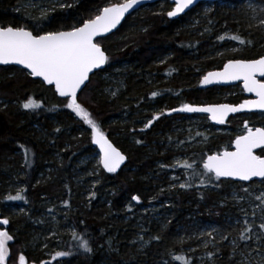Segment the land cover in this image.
<instances>
[{
    "label": "trees",
    "instance_id": "obj_1",
    "mask_svg": "<svg viewBox=\"0 0 264 264\" xmlns=\"http://www.w3.org/2000/svg\"><path fill=\"white\" fill-rule=\"evenodd\" d=\"M241 1L244 0L233 2ZM122 2L60 0L71 5L61 8L60 4H49L47 0H0V25L23 26L33 34L41 29L68 31L93 18L98 9ZM204 4H198L176 20L167 17L172 9L168 2H164L161 12L156 10L157 4L148 5L127 17L115 33L96 40L109 61L103 70L90 77L78 102L127 159L117 174H106L99 167L95 184L87 190L88 179L84 174L92 163L84 160L95 153L90 127L64 107L66 101L57 98L51 87L33 80L20 68L0 67V219L4 218V207L15 209L12 215L5 216L9 220L6 231L13 236L7 245L6 264H18L21 254L27 263L34 264H173L172 257L176 255L194 263L181 251L186 236L179 237L182 233L179 229H187L190 222L186 218L189 205L200 201L209 206L231 187L245 184L213 180L200 186V178L192 177L191 188L163 191L166 181L157 177L154 164L162 161L168 165L176 151H162L161 141L178 140L187 132L191 136L203 133L197 136L201 143L190 148L187 159L195 160V167L202 172L201 157L231 150L245 121L249 127H264V114L254 113L236 115L218 124L215 127L222 130L220 133L213 132L210 123H207L209 132L195 131L192 126L187 130V119L199 115L173 112L144 128L154 114L185 103L236 105L246 99L245 95L221 94L234 90L230 87L203 89L195 78L199 72L221 69L229 59H255L264 55V31L259 28L241 36L251 43L241 45L236 53L211 56L215 46H221L215 40V28L204 32L189 28ZM40 9L48 10V18H40ZM235 13L236 10L219 11L214 18L217 28L222 23L230 24ZM153 92L158 95L153 97ZM29 96L41 102L42 107L23 109L21 105ZM137 140L141 143L137 144ZM25 149H28V163ZM258 155L264 157V149ZM205 187L217 191L204 190ZM19 189H24L23 200L6 199L16 195ZM134 195L140 198L137 205L132 200ZM154 199H167L170 203L162 211L164 215L170 214L165 220L168 225L163 228L160 221L134 214L137 208ZM199 208L202 210V205ZM223 210L216 211L221 214ZM201 218L221 222L219 217L204 212ZM175 225L180 227L176 230ZM73 231L89 240L91 253L73 247L76 243ZM156 236L160 239H153ZM69 250L71 255L54 259L57 251ZM226 253L221 251L212 264H233Z\"/></svg>",
    "mask_w": 264,
    "mask_h": 264
},
{
    "label": "snow or ice",
    "instance_id": "obj_2",
    "mask_svg": "<svg viewBox=\"0 0 264 264\" xmlns=\"http://www.w3.org/2000/svg\"><path fill=\"white\" fill-rule=\"evenodd\" d=\"M142 0H123L122 3L111 4L98 9V14L93 18L86 19L80 26H72L68 31H44L40 30L37 34L27 30L23 26H4L0 25V64L21 65L26 69V75L40 78L46 85L54 86L55 93L64 98L66 103L64 107L71 110L77 117L88 125L91 129V141L98 145L100 149L99 165L108 173H115L126 156L122 154L101 132L97 123L92 119L91 114L78 102V93L82 91V86L90 81V73L93 70H103V66L108 63L109 57L105 54L101 45L96 42V37L104 33H109L120 24L125 13L139 5ZM196 0H173L174 7L167 12L169 18L177 17L184 13L186 9L194 5ZM61 8L71 7L70 4L61 3ZM54 10V6H53ZM41 19L48 18V10L40 9ZM264 26V20L260 21ZM237 41L240 45L251 43L246 41L239 34L221 35L219 40L225 38ZM231 51H239L237 48ZM257 75L264 77V55L255 59H229L224 63L223 70L209 72L204 75L200 81L201 85H209L218 82H228L241 80L243 89L248 93H254L255 100H244L239 105L216 104L206 106H196L192 104H182L179 108L161 110L160 113L154 114L151 119L144 124L148 129L153 122L160 119L162 115H170L173 112L185 113H209L210 118L217 124H224L229 113H238L244 110L259 109L264 112V81L258 80ZM113 95H115L113 93ZM158 93L153 92L152 96ZM22 108L25 110H35L42 107L41 102L29 96L23 103ZM244 128L246 131L242 135L236 136L232 142L234 151L224 150L210 155L201 157L203 171H198L195 167L196 161H180L176 159L171 165L161 164V167H180L185 169V175L189 178L179 183V188L187 189L193 187L192 177L200 178V186H204L213 180L219 182L221 178L233 179L239 181H251L253 178H259L261 184H264V157L256 155V149H264V127L252 128L245 121ZM59 131V129H57ZM197 136L203 133L197 132ZM207 139V137H204ZM137 144L141 141L137 140ZM181 143H184L181 141ZM25 162L28 163V149H25ZM187 170H191L189 174ZM179 179V177H174ZM175 186V185H173ZM216 186H219L218 184ZM24 189H19L16 195H9L7 200H23L21 194ZM248 192L247 188L243 189ZM95 195L94 193L92 194ZM138 196H133L132 200L139 202ZM242 199V197H241ZM260 201V206H264V191L255 197ZM67 205V202H65ZM264 211V207L261 208ZM254 214V213H253ZM8 219H0V225H8ZM261 234H264V218L258 225ZM253 232L252 225L245 221V227L240 232L239 239L248 241L252 239L250 233ZM73 241L76 243L73 247L82 249L84 253H91L92 248L87 238L81 237L75 231L72 233ZM264 235L257 236L259 241ZM142 239V238H141ZM153 239L159 240L156 236ZM227 239V237H225ZM13 240V236L8 231L0 230V264H6L9 258V249L7 243ZM235 243V242H234ZM71 255V251H57L55 257H65ZM209 252V258L212 257ZM174 260L180 264H190V260L184 256H173ZM18 264H26V257L21 254L18 257ZM260 264H264V257Z\"/></svg>",
    "mask_w": 264,
    "mask_h": 264
},
{
    "label": "rangeland",
    "instance_id": "obj_3",
    "mask_svg": "<svg viewBox=\"0 0 264 264\" xmlns=\"http://www.w3.org/2000/svg\"><path fill=\"white\" fill-rule=\"evenodd\" d=\"M233 1L234 0H229L219 4L205 3L202 6L201 11L196 14V17L193 20L190 21L189 28L193 30L199 28L198 32H204L206 29L213 30V28H215L213 30L215 32L214 37L215 40L220 41L221 46L216 45L212 54H210L211 56L220 57L227 53L232 54L238 52L231 51L233 48L240 50L241 45L237 41H232L227 37L223 41L218 39V37L225 35V33L228 35L239 34L240 36H247L251 33L249 31L253 32L259 28L264 31V26L260 24V21L264 20V0H244L238 3ZM47 2L49 4H61L60 0H47ZM163 4L164 2H160L157 6H155L158 12H161ZM222 10L227 12L230 10H236L237 13L231 16L229 20L230 24L222 23L220 28H217L214 18H216L215 15ZM132 27H135V25ZM132 30L134 29H130V31ZM204 75H206V73H203V71L199 72L195 78L196 83L197 81H201ZM262 81H264V79ZM236 87H238V89ZM230 88H234V90L221 92V94L225 97H240L241 95H244L239 85ZM187 120L189 123L186 127L187 130H189L192 126L195 131H210V128L207 125V123L209 124L210 122L206 116L190 117ZM213 128V132L220 133L222 131L220 128L215 126ZM252 128L254 129V127ZM245 131L246 129L243 125L240 131H237V135H242ZM183 132L184 131H181V133ZM188 134L189 133L187 132L175 141L174 139H163L161 141L163 142V144L160 143L162 151H176L168 161V165L173 164L176 159H179L180 161L189 159L191 155L189 154L190 148L201 143L197 136H191V134ZM181 141L184 143H181ZM154 149L157 150L155 147ZM84 161L92 163L91 168L86 170L85 172L87 173L84 174V176L88 179V184L86 186L87 190L89 186H93L95 184L96 174L101 166L99 165V156L96 151L95 153H92L91 156L85 157ZM161 164L164 163L162 161H157L154 166H156L155 169L157 177L166 181L165 186L162 188L163 191L166 189L179 188V183H182L189 178L184 175L186 171L185 169L180 167L162 168ZM174 177H179V179H174ZM244 188H247L249 191L244 192ZM203 189L211 192L217 191V188L205 187ZM89 190L90 188L85 194L86 199L89 198ZM261 191H264V184H261L259 181V183L255 186L245 184V186L241 187H231L228 192L221 194L209 206L201 203L200 201L191 203L186 217L190 221L187 225V229H179V231L181 230L182 232L179 234V237L186 236V241L184 242V246L181 251L193 259V264H212L215 256H218L221 251L227 252L226 254L228 256V260H231L233 264H260L262 257H264V238L258 241L256 237L264 235L261 234L260 228L258 227V225L262 222V218H264V211L261 210L264 206L258 207V205H260V201L256 200L255 197L260 195ZM133 202L136 205L139 204L137 201L133 200ZM169 204L170 203L167 199L148 200L147 205H144L140 209L137 208L134 214H144L149 221H160L158 223L161 228H163V226L166 225L165 220L170 218V214L164 215L162 211L163 209L167 210L169 208ZM134 205L133 207L135 208ZM199 205H202V210L199 208ZM217 208H224V210L220 214L216 211ZM3 210H5L3 212L4 218L5 216L12 215L15 211V209L9 206L4 207ZM203 212L206 215H215L219 217L221 219L220 224L214 222V219L212 220L211 218L203 220L201 218V214ZM246 220L253 228V232L250 233L252 239L248 241H241L239 236L240 232L245 227ZM174 227L177 230L180 226L175 225ZM0 230L6 231L5 225H0ZM183 233H185V235H183ZM225 237H227V239H225ZM209 252L213 254L211 258L208 256ZM172 263L179 264L180 262L173 259Z\"/></svg>",
    "mask_w": 264,
    "mask_h": 264
},
{
    "label": "water",
    "instance_id": "obj_4",
    "mask_svg": "<svg viewBox=\"0 0 264 264\" xmlns=\"http://www.w3.org/2000/svg\"><path fill=\"white\" fill-rule=\"evenodd\" d=\"M222 1H226V0H196L195 4L190 6L189 9H186L184 13H181L180 15H178L177 17H173V18H169L168 16V19L169 20H176L178 19L179 17L183 16L184 14H186L189 10H191L192 8H194L195 6H197L198 4L200 3H214V2H222ZM160 2H168L169 4L172 5V8L174 7V3H173V0H142V2L135 6L133 9H130L128 13H125V16L124 18H122L120 24L117 25V27L115 29H113L111 32L109 33H104L102 34L101 36H98L96 37V40L98 39H103V38H106L110 35H112L113 33H115L122 25V23L127 19V17L131 16L132 14H134L135 12H137L138 10H140L141 8H144L148 5H152V4H158ZM172 10V9H171ZM106 54V53H105ZM106 64L103 66V69L105 68ZM0 67H16V68H20L22 69V66L21 65H16V64H7V65H3V64H0ZM24 70L25 72H27L26 69H22ZM223 70V67L219 70H213V71H210V72H217V71H222ZM100 71V69H95L93 70V73H90V77L96 73ZM209 73V72H208ZM207 74V73H206ZM31 77V76H30ZM33 80H39L44 86L46 87H51L55 93V90H54V86H50V85H46L42 82V80L40 78H34V77H31ZM257 79L258 80H263L264 77H261L259 75H257ZM89 83L86 82V86L87 84ZM240 85L241 87V90L243 91L244 95L247 97L245 100H255L256 99V96L254 93H248L246 91H244L243 89V81L241 80H235V81H228V82H218V83H212V84H209V85H201L203 89H207V88H212V87H233V86H236V85ZM86 86H82V91L85 89ZM80 91L78 93V97L80 95V93L82 92ZM56 97L59 98V99H62L64 100V98H61L58 96V94H56ZM244 101V100H243ZM242 101V102H243ZM242 102H240L239 104H241ZM239 104H236V105H239ZM209 105H216V104H209ZM196 106H206V105H196ZM182 113H185V112H182ZM254 113H258V114H264V112H262L261 110L259 109H253L251 111L249 110H244V111H241V112H238V113H229L228 117L226 118V121L230 118V117H233V116H236V115H244V114H254ZM185 114H188V115H199V116H206L208 117L209 119V122L213 125V126H217L218 124L213 121L211 118H210V114L209 113H185ZM260 127V126H259ZM109 141L110 139L107 138ZM111 142V141H110ZM112 143V142H111ZM113 144V143H112ZM91 145L92 147L96 150V152L98 153V156L100 155V149H99V146L98 145H95L92 143L91 141ZM114 146V145H113ZM115 147V146H114ZM260 150H263V149H256L254 150L255 151V154L258 155V152ZM120 151V150H119ZM228 151H234V147H233V144H232V148L231 150H228ZM121 152V151H120ZM122 153V152H121ZM127 159V158H126ZM126 163V160L124 161V163H122L120 165V167L117 169V171L115 173H108L106 170L103 169V167L101 166V169L106 173V174H117L121 168L124 166V164ZM221 180H225V181H232V182H236V183H244V184H249L250 182H259L260 179L259 178H253L251 181H239V180H233V179H225V178H221ZM26 264H34V263H27Z\"/></svg>",
    "mask_w": 264,
    "mask_h": 264
}]
</instances>
